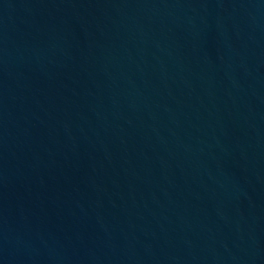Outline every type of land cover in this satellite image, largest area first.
<instances>
[{
	"label": "water",
	"instance_id": "water-1",
	"mask_svg": "<svg viewBox=\"0 0 264 264\" xmlns=\"http://www.w3.org/2000/svg\"><path fill=\"white\" fill-rule=\"evenodd\" d=\"M0 264H264V0H0Z\"/></svg>",
	"mask_w": 264,
	"mask_h": 264
}]
</instances>
